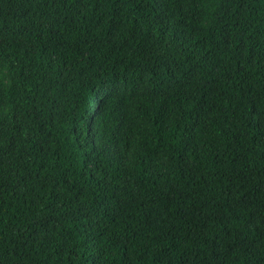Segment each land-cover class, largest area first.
<instances>
[{"label": "trees", "instance_id": "trees-1", "mask_svg": "<svg viewBox=\"0 0 264 264\" xmlns=\"http://www.w3.org/2000/svg\"><path fill=\"white\" fill-rule=\"evenodd\" d=\"M0 264H264V0H0Z\"/></svg>", "mask_w": 264, "mask_h": 264}]
</instances>
